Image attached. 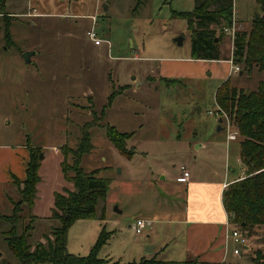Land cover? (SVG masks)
I'll return each instance as SVG.
<instances>
[{"label": "rangeland", "instance_id": "rangeland-1", "mask_svg": "<svg viewBox=\"0 0 264 264\" xmlns=\"http://www.w3.org/2000/svg\"><path fill=\"white\" fill-rule=\"evenodd\" d=\"M232 4L236 30L249 31L255 15L262 14L260 7L255 0ZM194 5L195 0H6L5 11L15 19L0 16V214H9V197L19 199L13 180L25 178L30 148L46 154L40 175L59 190L60 147L76 144L83 124L92 119L90 109L99 114L113 88L131 84L88 130L93 149L82 155L80 166L86 172L101 169L99 175L110 180L97 207L99 214L104 206V219L72 224L67 250L86 256L104 229L112 234L99 249V258L139 261L138 254L153 247V231L171 227L174 237L166 250L155 247L153 254L158 260H184L173 250L182 242V227L166 224L179 220L186 205V183L175 181L182 167L192 176L201 170L205 178L218 181L244 177L246 169L239 157L240 137L226 145L227 132L217 130L219 117L208 114L216 106L222 83L218 74L225 62L207 60L194 80L158 78L160 72L177 74V65L190 57L187 21L174 13L190 12ZM6 22L10 41L4 39ZM91 28L100 46L89 39ZM232 50V37L224 34L221 57H231ZM25 51L35 52L30 62L22 57ZM230 74L232 84L246 92L255 90L261 78L257 68ZM148 75L155 79L147 80ZM105 124L132 132L125 144L134 150L130 156L109 141ZM230 131L237 132L233 123ZM153 212L167 214L159 215L166 222L136 233V220L147 222ZM24 217L17 222L19 229L30 222ZM33 225L28 243H46L49 223ZM9 227L0 220V264H18L4 240ZM241 231L249 249L234 255L231 242L223 264H264V225Z\"/></svg>", "mask_w": 264, "mask_h": 264}, {"label": "trees", "instance_id": "trees-1", "mask_svg": "<svg viewBox=\"0 0 264 264\" xmlns=\"http://www.w3.org/2000/svg\"><path fill=\"white\" fill-rule=\"evenodd\" d=\"M255 2L262 14L252 19L249 31L235 32L232 62L239 66L242 73L257 68L261 78L256 89L247 92L237 88L228 78L215 93L216 103L233 119L240 137L239 157L246 165L244 177L229 183L222 194L223 207L230 223L243 231L264 225V0ZM5 3L6 0H0L1 17L9 16L5 11ZM232 7V0H195L192 11L174 13L187 21L191 40L190 58L228 59L221 57L219 43L226 34L224 29L232 25ZM9 25H4L5 41L11 40ZM128 86L113 88L99 114L90 109L92 119L83 124L81 136L74 146L64 144L60 147L61 173L66 181L73 183V190L54 192V206L47 218L51 238L46 243L37 242L33 247L27 240L34 228L33 221L20 229L17 227L22 211H30L34 204L36 186L40 181L38 170L42 160L39 158L41 151L39 147L30 148L25 178L19 182L14 180L19 189V199L13 202L11 214H0V220L10 225L4 233V240L18 264H201L196 259L163 261L152 257L123 263L99 258V249L112 234L104 229H101L86 256H77L67 250V233L72 224L80 219H104V206L99 214L97 207L106 198L110 180L99 175L101 169L84 171L80 161L83 154L93 149L88 130L102 120L107 106ZM104 127L107 138L121 153L130 156L134 152L125 147L132 132H121L109 124Z\"/></svg>", "mask_w": 264, "mask_h": 264}, {"label": "crops", "instance_id": "crops-1", "mask_svg": "<svg viewBox=\"0 0 264 264\" xmlns=\"http://www.w3.org/2000/svg\"><path fill=\"white\" fill-rule=\"evenodd\" d=\"M13 15V13H10ZM15 16V15H14ZM233 21H236L233 18ZM102 43V42H101ZM95 45V46H100ZM232 56L228 59H220V60H208L210 62H225L226 66L223 69L221 74L219 75V79L221 81H225L228 78H231V71H233V62L231 61ZM207 59H192L187 58L186 61L181 62L177 65L179 72L177 74L171 72H160L158 74V78H162L163 80H194L199 78L201 74V70L205 66ZM171 77V78H167ZM147 80L155 79L154 76L148 75L146 77ZM144 83V81H143ZM142 83V84H143ZM131 86V84H126ZM126 90V89H125ZM116 98V97H115ZM114 98V99H115ZM220 130V129H219ZM226 140V138H225ZM230 142L226 141V145ZM198 147H205V145L199 144ZM29 149V147H28ZM30 150V149H29ZM61 154V153H60ZM45 153L42 154V160L40 162V167L38 170V174L40 176V181L36 186V196L34 198V204L30 211L24 210L21 213V216H25L29 221H33L35 224L36 221L38 222H48L47 218L49 217L51 210L54 206L53 203V194L54 192H62L64 189L73 190V184L69 181H66L62 176L61 169H60V162L61 157L57 163L59 171L58 178L63 180V184L61 183V187L59 190H54L53 185L50 181L46 180L43 176L40 175V169L43 167L44 162H46ZM26 162L29 159V151L26 153ZM25 168V167H24ZM43 173V171H42ZM191 175L188 172V177L177 176L175 181H181L182 183H186L183 192L185 193V201L186 205L183 209L182 217L177 220L176 218L171 220L168 219L169 223H179L182 227V242L178 246H174L173 250L178 252V259L184 260H191L196 259L201 264H210L216 263L221 264L225 263V258L228 256V247L231 243L227 242L224 239L225 233V221H226V211L223 207L222 203V194L226 186L235 181L240 180L243 176H234L229 180H209L206 173H203L201 170H198L196 174ZM164 178V175H162ZM17 181H23L24 178L21 176V180L16 178ZM15 180V179H14ZM13 180V182H14ZM15 184V182H14ZM16 185V184H15ZM176 187V186H175ZM17 194L19 197V189L16 185ZM10 200V209L9 214L12 213L13 202L16 200L12 198H8ZM159 215H167V214H157L153 212L152 216L147 219L145 222L143 219L138 218L137 220H142L145 223V227L142 231L147 227L150 231L153 229V224L157 222H166L163 221L162 218H159ZM170 217V216H169ZM136 220V221H137ZM50 225V223H49ZM134 228L136 226V222L133 225ZM35 228V225H34ZM135 231V230H134ZM141 231V232H142ZM140 232V233H141ZM155 234V241L151 240L150 243L153 247L147 250L145 254H138L141 255V259H149V258H156V254H153V249L158 247V249H163V252L167 248V244L170 240L173 239L174 235L172 232L171 227H163L159 232L153 231ZM139 234V233H138ZM147 237H151V233H148ZM159 242V244H158ZM249 249V246H247ZM246 248V249H247ZM158 253V252H157ZM232 254L233 250H232ZM240 254V253H239ZM234 254V255H239ZM158 260V259H157ZM163 261H170V260H163ZM177 261V260H172ZM179 261V260H178ZM183 261V260H180Z\"/></svg>", "mask_w": 264, "mask_h": 264}, {"label": "built area", "instance_id": "built-area-1", "mask_svg": "<svg viewBox=\"0 0 264 264\" xmlns=\"http://www.w3.org/2000/svg\"><path fill=\"white\" fill-rule=\"evenodd\" d=\"M224 31L226 34H228L232 37V42H233L235 32L237 31L235 22L233 21L231 27L225 28ZM88 37L95 45H99L101 43V39L98 37L97 32L95 31L94 28H91L88 31ZM231 61H232V59H231ZM238 71H240L239 66L233 64V72H238ZM208 114L209 115H216L220 119H222L221 124L223 123V125H222L223 131L227 132L226 141L230 142V141L236 139L238 133L236 131L235 132L230 131L232 123L234 125L233 119L229 116V114H227L225 111H223V109L217 103H216L215 109L208 111ZM228 131H230V132H228ZM182 176L185 178L188 177V171L185 170L184 167H182ZM144 227H145L144 221L137 220L134 230L136 233H140ZM224 239L226 241V244H227V242H229V243L232 242L234 244V248H233L234 254H239L241 251V248L246 249L248 246V244H247L248 239L243 234L241 229L233 226L230 223L228 215H227L226 221H225ZM247 250H248V248H247Z\"/></svg>", "mask_w": 264, "mask_h": 264}, {"label": "water", "instance_id": "water-1", "mask_svg": "<svg viewBox=\"0 0 264 264\" xmlns=\"http://www.w3.org/2000/svg\"><path fill=\"white\" fill-rule=\"evenodd\" d=\"M255 17H258V15H255ZM33 54H35L34 51H25V52L22 53V57L25 59L26 62H30L31 61L30 60V56L33 55ZM221 122H222V119L219 118L218 119L219 126L217 127V130H219V129L220 130H223V127L221 125ZM41 157H42V153L39 154V158H41Z\"/></svg>", "mask_w": 264, "mask_h": 264}]
</instances>
